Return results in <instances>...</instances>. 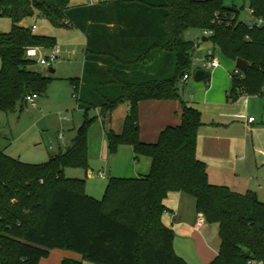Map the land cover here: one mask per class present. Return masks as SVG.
I'll use <instances>...</instances> for the list:
<instances>
[{"label": "trees", "instance_id": "obj_1", "mask_svg": "<svg viewBox=\"0 0 264 264\" xmlns=\"http://www.w3.org/2000/svg\"><path fill=\"white\" fill-rule=\"evenodd\" d=\"M246 1L255 17L264 18V0ZM217 14L229 21H216ZM38 17L58 28H75L86 38L82 77L70 80L85 118L70 148L45 163L0 152V264H40L53 250L82 256L61 264H188L175 252V233L162 220L171 193L195 198L198 214L208 225H218L219 255L210 264H264V203L253 193L209 182L208 167L197 157L202 114L179 94L196 46L187 37L210 31L204 37L225 58L249 65L245 74H230L228 99L263 95L264 27L250 30L225 0H110L79 6L70 0H0V18L12 21L11 31L0 34V109L7 114L24 109L29 95L46 96L52 80L33 71L37 61L27 56L29 49L57 46L56 39L36 35L35 25L24 26ZM143 101L179 102L181 124L165 129L156 143L142 142ZM122 104L130 110L118 134L110 122ZM92 110L100 112L112 155L131 146L136 156L151 159L146 176L110 177L102 199L86 193L85 180L65 175L67 167H88Z\"/></svg>", "mask_w": 264, "mask_h": 264}, {"label": "rangeland", "instance_id": "obj_2", "mask_svg": "<svg viewBox=\"0 0 264 264\" xmlns=\"http://www.w3.org/2000/svg\"><path fill=\"white\" fill-rule=\"evenodd\" d=\"M101 1L110 0H70L72 6L97 4ZM227 7H236L241 18L251 21L248 15L249 4L246 0H225ZM36 26L35 34L47 38L56 39V44L61 47V57L56 61L52 69L55 73L49 72L50 68L40 64V56L48 57L51 49H41L37 58V64L32 70L45 77L52 78L49 83L47 95L37 97L35 100L37 108L27 104L24 109L18 107L14 113H5L0 109V152L30 164H41L47 162L51 156L64 152L71 146L78 135V130L83 124L85 113L78 109L77 102L73 96L74 90L70 83L71 79H80L83 74V62L86 49L85 36L72 27L58 28L53 26L47 19L41 17L24 22V26ZM12 29V21L9 18H0V34H8ZM188 40H195V47L191 52L192 68L204 70L209 52H213L220 62L218 70L209 69L207 72L212 76L211 86L218 92L232 89L231 73L236 71L235 62L225 58L218 49H215L212 42H203V35L193 31ZM2 59L0 58V70ZM191 71V70H190ZM206 81L195 82L194 77L185 83L179 84V94L183 100L203 101L206 90ZM194 85H202V89L193 88ZM227 94H224L226 100ZM240 98V97H239ZM229 109L223 108L219 111L221 119L235 122L225 130L226 134L234 139L236 145L226 162L230 167L235 168L231 179L236 172L237 177L231 180V184L244 192L250 190L256 193L259 199L264 202V96L262 98H251V104L246 101L228 99ZM250 111V112H249ZM230 115L231 117H228ZM239 116L235 118L234 116ZM247 115L258 119L259 127L248 131L245 129ZM66 117V119H65ZM89 117L94 119L88 134V167H67L65 175L67 178L85 180L92 184L95 191L91 195L102 199L109 179V170L106 164L111 167V161L104 158L101 153L102 140L104 137L103 122L99 110H92ZM209 119V118H208ZM222 133V131L220 130ZM64 139H60V136ZM108 157L112 154L107 149ZM118 159V158H116ZM119 167V163L117 162ZM109 169V168H108ZM103 173V176L99 172ZM209 229L217 225L208 226ZM62 250L50 253L48 258L43 259V264H61V257L58 256ZM69 253H74L67 251ZM77 255V254H76ZM90 264V263H86Z\"/></svg>", "mask_w": 264, "mask_h": 264}, {"label": "crops", "instance_id": "obj_3", "mask_svg": "<svg viewBox=\"0 0 264 264\" xmlns=\"http://www.w3.org/2000/svg\"><path fill=\"white\" fill-rule=\"evenodd\" d=\"M202 41L208 42L209 40L203 36ZM57 46L61 51V47L59 45ZM219 68L212 70L215 71ZM50 71L51 70H49V72ZM211 78L210 82H206L207 84L205 83L206 90L204 92L203 101L198 99L197 101L185 100L191 104H194L195 107L201 112L202 121L204 123L198 133L197 157L206 163L208 167V178L211 184L228 187L232 191L240 194L253 193L256 195V193L251 192L248 189L244 192L241 190L240 192V188L238 189L237 186L231 184V180L234 179V176L236 178L237 174L234 172V175L231 179L232 172L236 170H234L235 168L227 165L226 162L229 161L227 158L229 153L231 154V150L236 145V143L234 142V139L227 135L223 130H225L235 121H226L224 119L218 118L220 117L219 111L223 110V108L229 109L231 107L228 100V90H224V93L218 92L214 86H211ZM200 86L201 87H199V85H194L193 88L199 87L202 89L203 86ZM224 94H227L226 100L224 99ZM263 96L264 94L253 97L262 98ZM253 97L242 95L240 98H238V100L235 101V103L238 101H246L247 105H250L251 98ZM37 107L38 106L36 105L35 108ZM129 110L130 108L128 104H122L112 114L110 127L116 133L120 134L122 132L124 121ZM181 112V105L177 101L140 102L139 116L141 141L145 143H156L160 134L165 129L169 127H177L181 124ZM227 116L231 117L230 115ZM246 116L247 115L243 117V119H245L244 125L246 130L251 131L259 127L258 119L255 118V123H249L248 119L252 116H249L248 119ZM234 117L240 119L238 115ZM262 122L264 123V121ZM103 130L105 138L102 140L101 153L104 158H107L111 161L112 166L109 167L106 164L105 167L107 168V171L109 170V178H137L149 174L151 169V159L145 156H136L131 146H121L116 155H112L111 158L108 157V143L106 140L104 125ZM69 148L70 146L67 149ZM117 162L119 163V167L117 166ZM99 174L103 176L101 171ZM93 191H95L93 185L87 184L86 193L91 196L94 195ZM257 198L259 201H261L258 196ZM164 204L167 208V211L164 213L162 220L164 225L168 228H171L175 233V252L184 260H186L188 264H210L219 255V228L218 230L215 228L209 229L208 226L212 225H208L204 219L202 222L200 221L201 214H198L196 210L195 198L185 193L169 194L164 201ZM61 252L62 253H59L58 255L61 257V262L65 258L78 261L82 260V256L77 253H69L64 250ZM43 262L44 261L41 260L40 264H43Z\"/></svg>", "mask_w": 264, "mask_h": 264}, {"label": "built area", "instance_id": "obj_4", "mask_svg": "<svg viewBox=\"0 0 264 264\" xmlns=\"http://www.w3.org/2000/svg\"><path fill=\"white\" fill-rule=\"evenodd\" d=\"M92 4H94V3H92ZM248 15L252 18L251 21H248L246 18H241V19L249 25L250 30H252L254 28L264 27V18L255 17L254 11L250 8H249ZM232 18H235V17H232ZM228 19L229 18L227 15H225V16H221L220 14L216 15V21L226 22V21H229ZM35 30H36V26L33 27V31H35ZM211 34H212V32H210V31L203 32V36H205V37H209V36H211ZM40 51H41V49H39V48L29 49L27 51V56L29 58H33V59L37 58L40 54ZM60 53H61V51H60L59 47L55 46L51 49L50 55L48 57L40 56L39 62L41 65L51 68L53 66V64L59 60ZM205 66H206V68L204 70H206V71L209 69H217L220 67L219 60L215 57L213 52L208 53ZM197 70H199V68H192L190 72L185 73L183 76V81L186 82V81L190 80L192 77H194ZM234 74L240 75L241 72L239 70H236L234 72ZM37 97H38V95H36V94L29 95L26 98V102L28 104H31L33 107H35L36 106L35 100ZM65 119H66V117H65ZM248 121H249V123H255L256 119L254 117H250L248 119ZM60 139H63L62 135L60 136ZM203 219H204V217H203V215H201L200 221L202 222ZM249 264H257V263L250 262Z\"/></svg>", "mask_w": 264, "mask_h": 264}, {"label": "water", "instance_id": "obj_5", "mask_svg": "<svg viewBox=\"0 0 264 264\" xmlns=\"http://www.w3.org/2000/svg\"><path fill=\"white\" fill-rule=\"evenodd\" d=\"M236 68L239 70L242 74H245L249 70V65H247L245 62L242 60H238L236 62ZM51 73H54V70L51 69ZM209 77V73L206 70L199 69L196 71L194 75V80L195 82H201L207 80Z\"/></svg>", "mask_w": 264, "mask_h": 264}]
</instances>
